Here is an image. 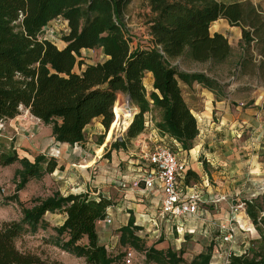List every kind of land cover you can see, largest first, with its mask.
<instances>
[{"label":"trees","instance_id":"16d2710c","mask_svg":"<svg viewBox=\"0 0 264 264\" xmlns=\"http://www.w3.org/2000/svg\"><path fill=\"white\" fill-rule=\"evenodd\" d=\"M145 1L150 8L149 42L138 45L129 38L125 21L133 0H0V119L14 118L25 108L52 125L58 142L75 144L84 140L86 127L98 117L111 136L118 122L114 110L125 117L126 109L132 107L125 124L128 128L112 148L127 149L146 130L147 115H151L162 134L190 149L199 127L182 83L197 81L213 90L221 87L204 72L182 70L173 61L186 58L212 64L225 62L232 54L229 39L210 31L212 23L220 18L242 28L241 66L245 71L251 65L264 84V12L251 0ZM57 18L67 26L62 37L64 47L42 35L48 23ZM84 49H101L106 58L89 60ZM147 72H152L154 79L150 92L144 84ZM120 93L130 95L135 106L131 102L118 106ZM161 145L171 148L164 142ZM16 161L22 164L17 170L20 180L9 200L22 205V217L0 224V264H62L44 251L24 250L18 245L24 235L39 230L47 212L66 215L64 222L54 228L57 247L84 258L87 264H118L122 254L108 252L97 231V222L106 218L112 200L103 195L92 197L89 192L66 196L54 192L36 199L32 206H24L18 192L29 180L53 172L58 163L44 155H37L32 162L19 157L15 149L1 152L0 164ZM191 176L199 177L189 170L186 179ZM243 201L263 238L264 190ZM131 226L120 229L121 244L140 249L146 262L185 261L183 252L144 246ZM210 257L200 254L192 263L208 264ZM230 260L231 264H264V252L252 248L243 254L231 253Z\"/></svg>","mask_w":264,"mask_h":264},{"label":"crops","instance_id":"0c3cea01","mask_svg":"<svg viewBox=\"0 0 264 264\" xmlns=\"http://www.w3.org/2000/svg\"><path fill=\"white\" fill-rule=\"evenodd\" d=\"M147 9L150 12L148 5ZM210 31L225 36L228 32H235L238 39L242 37L239 26H232L222 18L212 23ZM65 45L64 42L62 47ZM93 50L100 51L103 60L106 58L101 49ZM192 62L196 66L201 63ZM184 70L204 72L221 87L213 90L197 81L191 85L182 83L184 97L199 127V134L190 149H184L175 139L162 134L150 119L151 115H147L146 130L127 149L112 148V143L122 136H108L101 117L86 127L84 140L75 144L58 142L53 135L52 125L44 123L28 109H22L20 114L6 121L10 135H13L9 139L15 140L13 149L22 147L27 153L24 157L32 162L37 155L57 161L56 169L44 175L47 197L54 192L64 196L89 192L92 197L103 195L112 200L106 218L97 222L99 241L108 252H113L117 241L121 243L120 229L130 223L142 243L151 239L154 242L151 246L157 249H173L171 245L174 239L182 243L187 241V236L196 238L194 245L198 251L193 259L200 254H211L208 264L213 249L204 246L202 241L198 242L200 239L207 241V246H211L215 240L213 246L222 259H226L230 253L243 254L255 246L245 205L242 210L236 206L239 205L238 201L243 204V200L255 198L264 190V96L260 97L256 89L245 91L240 88V82L233 75L219 77L203 66ZM153 83L152 72H147L144 84L148 92L153 89ZM124 122L125 118L123 128L126 130L128 127ZM165 139L176 146L177 151L174 152L186 163V172L179 178L178 184L184 198H199L196 215H166L162 211V191L144 188V172L150 167L146 155L154 146L162 142L167 144ZM189 170H193L198 179L191 176L187 180ZM234 196L237 198L229 203ZM47 213L59 215L61 224L66 218L65 213ZM107 218L111 219V223L107 222ZM248 219L253 227L249 216ZM223 223L236 228L231 241L224 242L221 235L213 236L214 230L219 231L217 227ZM132 249L136 257V250ZM180 252L185 254L183 250ZM124 256L125 251L123 263Z\"/></svg>","mask_w":264,"mask_h":264},{"label":"rangeland","instance_id":"374dc122","mask_svg":"<svg viewBox=\"0 0 264 264\" xmlns=\"http://www.w3.org/2000/svg\"><path fill=\"white\" fill-rule=\"evenodd\" d=\"M223 1H235V0H223ZM244 1V0H242ZM256 6L259 7L260 10L264 12V0H251ZM149 11L147 9V3L145 0H133L131 4L127 16H126V23L128 28V35L129 38L132 40L133 43L142 45L147 44L149 42L148 36V17ZM48 28L43 32V37L54 41L57 46L62 47L64 45L63 42V35L65 34V25L62 19H54L48 23ZM241 28V27H240ZM242 29V28H241ZM229 42L232 46V54L230 57L223 63L212 64L209 62H201L197 66L194 62L182 58L174 60L173 62L176 63L180 69L184 70H193V69H200V66L204 67L208 71H211L213 74H216L219 77H230L235 76L237 81L240 82V88L243 90L248 89H256L260 93V97L264 96V84L262 80L256 74V71L253 69L251 65L247 67L245 71L241 66V61L244 56V43L242 39H238V36L235 32H228L227 35ZM242 38V37H241ZM256 56V51H252ZM84 55L92 61H101L103 58L101 57L100 51L98 50H85L83 51ZM83 67V66H82ZM259 97V98H260ZM118 106H124L127 101V95L120 93L118 95ZM131 105H134L131 102ZM135 106V105H134ZM24 108H21V110ZM130 109H126V116L123 117V113L120 115V120L118 118L117 125L115 130L113 131V138H115L116 134L123 136L125 134V130L123 128V119L125 118L124 125L128 121V116H130L129 112ZM115 113V112H114ZM116 115V114H115ZM156 118H158L157 113L154 114ZM116 119V117H115ZM152 119V117L150 118ZM8 123L5 124L4 131H0V154L3 151H10L13 149L15 145V140L9 139L11 136L8 130ZM111 128V127H110ZM124 130V131H123ZM118 138V137H117ZM166 143L172 147V149L176 152L177 148L173 143H169L165 139ZM263 145V144H262ZM24 150V149H23ZM22 147H17L16 152L18 153L19 157L27 156L25 150L23 151ZM263 154V153H262ZM264 155V154H263ZM179 157V156H178ZM20 168H22V164L19 161H16L9 165H2L0 164V224L6 220H13V219H20L22 217V205L20 203L9 200L11 196L14 195L16 191L17 184L19 182V177L17 175ZM193 179V178H192ZM44 176L41 178H35L29 180L28 183L25 185L23 189L18 192L19 198L24 206H32L36 199L46 198L48 195L47 186L44 183ZM237 198L234 196L233 198L229 199V203H231L232 199ZM240 204V201H238ZM242 210V208H238ZM239 213V212H238ZM62 218L59 215L47 213L44 216V223L41 224L39 230L34 234H26L22 238L18 240V245L24 250H31V251H44L46 254L51 256L52 258H56L62 262V264H86L84 260L78 258L75 254L68 253L63 251L61 248L55 245V240L57 238V232L55 231V227L61 224ZM248 226V225H247ZM220 231V227H217ZM245 228H247L245 226ZM251 232H253V241L255 242V246L252 248H261L264 252V236L263 238L260 237L261 233L256 229L255 226L250 225ZM255 228V230H254ZM214 230L213 236L216 238L217 235H221L223 238V234L221 231ZM245 232V231H242ZM187 241L179 243L178 241L173 240V249L179 253L181 250L184 251V258L185 261L181 264H193L192 259L194 256L197 255V251L195 249V241L196 238H191L187 236ZM195 239V240H194ZM223 240V239H222ZM206 245V247H211L212 251V258L210 264H225V259L221 258L217 254V250L213 246L215 240H213L212 245L207 246V241L200 239V241ZM225 242V241H224ZM154 243L151 239L143 241L144 246H151ZM132 247L131 245H123L119 241H117V245L113 248L112 254H122L120 257V262L118 264H124L122 262V258L124 255V251L126 248ZM136 257L132 261L131 264H158L155 262H146L145 254L140 249H136ZM251 248V249H252ZM165 249V248H164Z\"/></svg>","mask_w":264,"mask_h":264},{"label":"built area","instance_id":"2783aa9c","mask_svg":"<svg viewBox=\"0 0 264 264\" xmlns=\"http://www.w3.org/2000/svg\"><path fill=\"white\" fill-rule=\"evenodd\" d=\"M62 21L66 27L65 31H67L66 23L64 20ZM5 124L6 121L0 119V131H4ZM146 160L150 167L144 172V188L148 191H162V211L173 217H183L188 214L196 215L199 211V198L195 196L184 198L178 184L179 178L186 172V163L180 160L172 148L165 145L154 146L146 155ZM244 205L245 203L239 204L236 208H242ZM107 222L111 223V219L107 218ZM219 227L223 234V241H231L236 233V228L225 223L220 224ZM230 255L231 253L225 259V264H231ZM134 258V250L132 248L126 249L124 264H131Z\"/></svg>","mask_w":264,"mask_h":264},{"label":"water","instance_id":"95a60500","mask_svg":"<svg viewBox=\"0 0 264 264\" xmlns=\"http://www.w3.org/2000/svg\"><path fill=\"white\" fill-rule=\"evenodd\" d=\"M127 100H128V102H132V98L130 95L127 96ZM138 111H139V109L137 111H135V113H137ZM135 113H134V115H135Z\"/></svg>","mask_w":264,"mask_h":264},{"label":"bare ground","instance_id":"6f19581e","mask_svg":"<svg viewBox=\"0 0 264 264\" xmlns=\"http://www.w3.org/2000/svg\"><path fill=\"white\" fill-rule=\"evenodd\" d=\"M127 101H128V100H127ZM114 112H115V110H114ZM115 114H116V115H117V117L119 118V115H120V114H118V113H116V112H115Z\"/></svg>","mask_w":264,"mask_h":264}]
</instances>
